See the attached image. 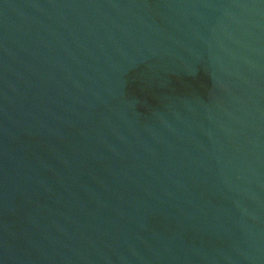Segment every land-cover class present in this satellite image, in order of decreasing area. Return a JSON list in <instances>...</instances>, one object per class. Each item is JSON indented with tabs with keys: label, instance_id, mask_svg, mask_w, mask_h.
<instances>
[{
	"label": "water",
	"instance_id": "1",
	"mask_svg": "<svg viewBox=\"0 0 264 264\" xmlns=\"http://www.w3.org/2000/svg\"><path fill=\"white\" fill-rule=\"evenodd\" d=\"M0 264H264V0H0Z\"/></svg>",
	"mask_w": 264,
	"mask_h": 264
}]
</instances>
